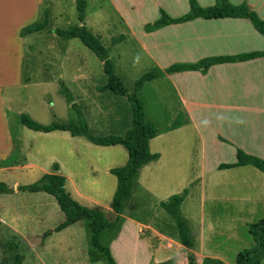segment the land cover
Returning <instances> with one entry per match:
<instances>
[{
    "label": "crops",
    "instance_id": "crops-1",
    "mask_svg": "<svg viewBox=\"0 0 264 264\" xmlns=\"http://www.w3.org/2000/svg\"><path fill=\"white\" fill-rule=\"evenodd\" d=\"M117 1L86 0L83 21L77 14V23L71 26H86L107 48L113 70L129 93L142 74L155 73L137 96L144 120L157 130L148 141L157 157L140 166L119 223L103 230L100 241L117 264H236L237 253L254 245L248 224L263 216L264 173L252 164H220L234 163L238 150L264 160V55L208 68L172 72L166 68L264 50V36L245 17H196L148 28L162 16L186 15L190 5L179 0L173 5H145L137 0L140 6L131 3L127 10ZM228 1L244 3L264 18V0ZM68 5L76 6V0H0V17L11 13V24L0 25V175L18 171L12 180L2 181L10 190L0 192V225L17 247L23 242L32 253L40 252L34 264H72L59 255L75 246L70 235L78 233L80 240L86 236L85 225L77 221L43 237L64 220L63 212L53 195L17 186L54 172L57 165L74 200L113 220L117 178L110 169L128 160L122 144L99 145L68 130L28 128L20 121L23 112H16V128L10 126L8 115L17 102L26 104L28 91L35 84L45 87L54 76L58 92L59 80L73 90L79 116L93 135H123L131 127L126 96L103 88L107 78L102 61L78 37L54 32L60 27L52 20L70 21ZM126 11L137 15L131 18ZM44 19L42 29L26 30ZM13 59L16 67L10 70ZM44 101L36 94L31 112L27 111L41 124L48 123L43 117L50 112ZM184 189L188 193L179 210L190 229L191 248L181 243L173 218L161 206ZM47 251L56 257L46 256ZM85 251L77 264L97 262L90 261L88 248Z\"/></svg>",
    "mask_w": 264,
    "mask_h": 264
},
{
    "label": "trees",
    "instance_id": "trees-1",
    "mask_svg": "<svg viewBox=\"0 0 264 264\" xmlns=\"http://www.w3.org/2000/svg\"><path fill=\"white\" fill-rule=\"evenodd\" d=\"M190 11L183 16L176 18H168L162 16L160 19L150 24L148 28H155L166 23L183 22L196 17L205 19L222 18V17H245L250 19L253 27L264 36V18H260L253 10H250L244 3L232 4L228 0H217L214 5L202 7L197 4L196 0H189ZM86 0H76V8L78 11L79 21H83L85 15ZM47 20L44 19L40 23H36L28 27L27 31H36L42 29L46 25ZM54 32L65 38L78 37L81 42L89 48L100 61H102L104 72L107 80L103 88H107L112 92L126 96L131 106L132 120L131 127L123 134H109L102 136L93 135L86 122L81 120L79 124L72 122H51L49 124H41L32 119L29 115L22 113L20 121L28 128L41 131H51L55 129L68 130L72 135L83 134L91 142L99 145L122 144L128 151L127 162L120 167L111 168L110 171L117 178V186L112 197V209L116 216L113 220H109L106 214L98 209L81 205L74 200L64 187L65 176L58 172L57 165L54 166V172L43 174L35 182L18 185L17 189L21 191H45L53 195L59 205L60 210L64 214V220L56 225L53 229L46 230L43 237L50 235L53 231H60L70 224L77 221H83L86 230L87 248L90 261H98L104 259L106 264H117L112 257L109 248L102 244L100 235L103 230L111 229L117 226L120 220L122 205L131 194L134 179L141 165L155 159L156 153H152L148 147V141L154 137L157 130L151 122L144 120L143 103L137 96L138 89L145 81L155 77V73L146 72L142 74L134 84L133 92L129 93L124 87L120 78L113 70L112 62L108 55L107 48L100 43L98 38L86 26H70L68 28H56ZM264 55V50L253 51L232 56H214L204 58L197 63L174 64L166 68V71H180L183 69L208 68L216 63L250 60ZM59 93L64 96L79 115L73 96L68 87L62 80H59ZM252 164L264 173V160L258 156L248 154L242 150H238L236 161L234 163H223L220 167H231L234 165ZM8 185L0 181V192L9 191ZM187 189L181 193L172 194L166 200L161 202V206L173 218L181 243L191 248V239L189 236L190 229L186 220L182 217L179 205L187 195ZM248 231L252 235L254 245L240 250L235 258L236 264H261L264 256V207L263 216L256 222L248 224ZM7 246L13 250V260L11 264H21L23 255L17 251V244L13 241L7 242ZM164 264H169L168 262ZM221 264V263H219Z\"/></svg>",
    "mask_w": 264,
    "mask_h": 264
},
{
    "label": "rangeland",
    "instance_id": "rangeland-1",
    "mask_svg": "<svg viewBox=\"0 0 264 264\" xmlns=\"http://www.w3.org/2000/svg\"><path fill=\"white\" fill-rule=\"evenodd\" d=\"M141 1H142V4H145V5H150L154 2H159V3H162L164 5H171V4L173 5L175 2V0H141ZM260 1H263V0H260ZM117 2L119 4V6H121L122 8H123V4H125V6L127 7V10L130 9L129 4H131V3H134V4L140 6V3L137 0H131V1L130 0H120ZM196 2L200 6H204V4H206V6H208V4L210 2L212 3L211 5L215 4L216 0H196ZM233 2H238V1H233ZM9 3L11 4L13 2H9ZM179 3L189 4L188 0H179ZM8 7H10V6H8ZM65 8L67 10L68 16L70 17V21H67L66 19H60V18H57L56 20H52L53 23L57 27L68 28L69 26L75 25L77 23V14L78 13L76 10V6L71 7V5H68V6H65ZM10 14L11 13H8V15H10ZM126 14H127V16H129L131 18H134L137 15V13L132 12V11H126ZM142 14H146V13L142 12ZM8 15L5 14L4 16L0 17V23H4V24H0V25H5V26L8 25L9 26L11 24V18H8ZM12 17H15V16L13 15ZM31 22H34V19ZM69 66H72V65H69ZM15 67H16L15 59L9 61L10 70H14ZM11 78H14V77H11ZM38 78H42V77L40 76ZM106 78H107V76H106ZM124 87L126 88L125 85H124ZM68 89L70 91V88H68ZM31 90L32 91H28V94L30 95L28 102L26 104H24L21 101L17 102V105H15V107L12 109L13 112L9 113V115H8V119H9V122L11 124L10 126L12 127L13 130L16 128V126L19 123L18 122V116L16 115V112L19 111L20 113L23 112L25 114H28L27 113L28 110H30V112H31L32 107H33L32 102L35 100L36 94H37V98H38V95H43L44 100H45L44 101L45 104H48V107L50 108L49 114H47L46 117H43V119L47 120L48 123H50L52 121H58V122H72V123L78 124V121L81 120L79 114L73 108H71V106H70L71 102H69L64 96L59 94L57 79H55L54 76L51 77L50 81H47L45 83V87L43 85H36L35 84L34 89L31 88ZM25 92L27 93V91H25ZM70 93L72 94L73 99L75 100L73 90H71ZM22 108H26V110L22 109ZM48 123H46V124H48ZM16 173H18L17 170L7 172L5 177H1V175H0V181L12 180V174L15 175ZM33 176L34 175H32V177H28V178L32 179ZM22 180L25 182L28 179L26 178V179H22ZM36 180H38V179H33L30 183L35 182ZM82 223H84V222L82 221ZM70 236H72L73 240L76 239L75 246L71 249H67L65 252H62V255H59V257L60 258L66 257V258H68V262H70L72 264H77L80 260H82V258H85V256H86L85 250L87 249V238H86V236H83V234H82L83 239L80 240L78 233L77 234L73 233V235H70ZM37 240H39V238H37ZM9 241H14V239L9 234V232L6 231L0 225V264H11L12 263L14 251L11 250L7 246L6 243ZM18 247H17V251L21 255H23V257H25L23 264H34V262H35L34 260H36V256H37L36 253H40V252L37 251V252L32 253L30 251L31 248L29 246L25 245V243H23V242H21ZM45 253H46L45 254L46 256H48V255L54 256V253H52L50 251H47ZM41 254H44V253H41ZM55 257L56 256H54V258ZM81 262H83V261H81ZM94 264H106V262L104 261V259H102V260L95 262Z\"/></svg>",
    "mask_w": 264,
    "mask_h": 264
}]
</instances>
